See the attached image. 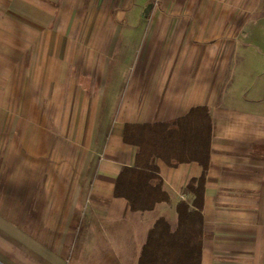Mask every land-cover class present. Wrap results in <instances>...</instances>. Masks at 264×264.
Segmentation results:
<instances>
[{
	"label": "crops",
	"instance_id": "0c3cea01",
	"mask_svg": "<svg viewBox=\"0 0 264 264\" xmlns=\"http://www.w3.org/2000/svg\"><path fill=\"white\" fill-rule=\"evenodd\" d=\"M8 1L29 19L65 15V0ZM165 1L172 7L149 16L125 14L150 17L149 23L97 26L93 32L103 35L88 40L79 56L73 44L78 158L68 178L75 177L70 186L45 187L34 222L25 217L18 229L0 218V264H70L73 249L75 264H90L83 258L92 257L96 264H138L159 219L177 229V206L192 203L187 186L203 168L153 158L169 201L131 211L114 195L121 169L133 167L138 153L124 143V126L170 122L200 107L209 109L213 126L201 264H264V75L240 71L247 62L241 50L264 44L242 42L229 21L254 16L256 0ZM240 1H249L247 8ZM83 55L85 74L76 73ZM80 81L88 87L81 89Z\"/></svg>",
	"mask_w": 264,
	"mask_h": 264
},
{
	"label": "rangeland",
	"instance_id": "374dc122",
	"mask_svg": "<svg viewBox=\"0 0 264 264\" xmlns=\"http://www.w3.org/2000/svg\"><path fill=\"white\" fill-rule=\"evenodd\" d=\"M248 2L237 4L243 9ZM170 4L165 0H65L64 16L29 19L15 14L8 0H0V218L18 229L24 227L25 217L34 222L45 202V187L58 182L70 186L75 177L68 178L77 166L75 155L78 158L73 51L79 56L88 40L103 35L93 32L97 26L149 23L150 17L143 21L125 14L133 10L149 16L152 10ZM252 4L257 8L254 16L229 21L238 26L234 35L239 40L263 46L264 0ZM240 56L247 61L240 71L264 75V46L242 49ZM81 58L74 68L85 74L87 57ZM79 83L81 89L89 84ZM83 259L97 263L94 257ZM69 262L75 264V249Z\"/></svg>",
	"mask_w": 264,
	"mask_h": 264
},
{
	"label": "trees",
	"instance_id": "16d2710c",
	"mask_svg": "<svg viewBox=\"0 0 264 264\" xmlns=\"http://www.w3.org/2000/svg\"><path fill=\"white\" fill-rule=\"evenodd\" d=\"M212 119L207 107L192 109L185 117L155 124H126L124 143L138 148L133 167H123L114 195L125 199L131 211H152L169 201L163 190L158 158L171 167L198 163L202 176L187 186L193 201L177 206L178 226L172 231L161 218L149 232L138 264H201L205 183L211 154Z\"/></svg>",
	"mask_w": 264,
	"mask_h": 264
}]
</instances>
